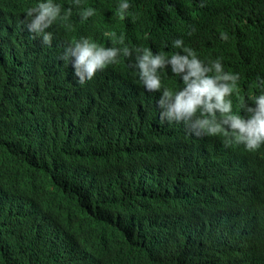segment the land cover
<instances>
[{
  "label": "clouds",
  "instance_id": "obj_1",
  "mask_svg": "<svg viewBox=\"0 0 264 264\" xmlns=\"http://www.w3.org/2000/svg\"><path fill=\"white\" fill-rule=\"evenodd\" d=\"M130 8L117 0L118 18L135 19ZM104 14L0 0V90L35 119H61L60 135L38 137L26 108L0 109L10 222L43 235L39 264H264V71L212 46L201 58L177 32L173 50L104 33ZM7 124L21 131L4 135Z\"/></svg>",
  "mask_w": 264,
  "mask_h": 264
},
{
  "label": "trees",
  "instance_id": "obj_2",
  "mask_svg": "<svg viewBox=\"0 0 264 264\" xmlns=\"http://www.w3.org/2000/svg\"><path fill=\"white\" fill-rule=\"evenodd\" d=\"M81 2L96 3L105 10L104 33L115 31L117 34H130L147 45L168 46L173 50L168 42L172 38L170 35L177 32L185 44L192 47L201 58L206 59L207 49L212 46L237 60H251L253 70L259 75L264 71L260 65L264 64V0H131L130 12L136 14V18L126 17L123 20L116 14L117 0ZM178 9L182 10L183 19L174 16ZM157 22L162 23L159 29L154 26ZM176 22L183 25H171ZM221 31L228 34L227 40L220 39ZM189 32L191 35L187 34ZM145 33L150 34L148 39L144 38ZM103 37L109 38L104 34ZM41 107L42 99L37 97L34 108L40 111ZM22 108H26L25 115L20 116V119L30 133L42 137L53 130V135H60V128L56 127L61 119L46 122H42L39 116L35 119L21 99L6 96L0 90V109L3 112L20 111ZM20 131L19 126L7 124L4 135H15ZM54 142L52 138L50 143ZM3 155L5 154L0 149V158ZM12 198L14 194L0 184V264H39L45 260L42 244L47 242L42 234L34 231L28 218L19 217L15 224L10 222L8 217L13 215L8 208ZM35 204V209H41V213L35 217L38 226L49 227L47 212ZM45 264L61 263L55 256L48 258Z\"/></svg>",
  "mask_w": 264,
  "mask_h": 264
},
{
  "label": "bare ground",
  "instance_id": "obj_3",
  "mask_svg": "<svg viewBox=\"0 0 264 264\" xmlns=\"http://www.w3.org/2000/svg\"><path fill=\"white\" fill-rule=\"evenodd\" d=\"M173 80H178V78L176 77V78L173 79ZM43 215H44V214H43ZM35 221H36V219H35ZM36 223H37V222H36ZM42 223H43V222H42ZM31 228L33 229V227H31ZM32 229H31V230H32ZM34 237H35V236H34ZM29 238H30V237H29ZM34 239H35V238H34ZM29 240H30V239H29ZM30 241H31V240H30ZM36 241H37V240H36ZM38 241H39V240H38ZM40 242H41V240H40ZM41 243H42V242H41ZM41 243H40V244H41ZM31 244H34V242H31ZM34 246H36V244H35Z\"/></svg>",
  "mask_w": 264,
  "mask_h": 264
}]
</instances>
